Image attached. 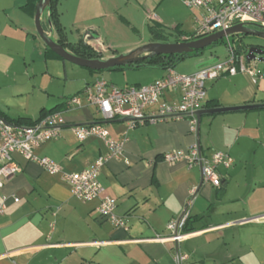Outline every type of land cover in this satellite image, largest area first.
Returning <instances> with one entry per match:
<instances>
[{"label":"crops","instance_id":"crops-1","mask_svg":"<svg viewBox=\"0 0 264 264\" xmlns=\"http://www.w3.org/2000/svg\"><path fill=\"white\" fill-rule=\"evenodd\" d=\"M19 1L14 0L13 5ZM24 4L22 0L17 8L34 19V14L22 8ZM3 12L7 21L0 28V117L20 119L18 124L26 125L69 97L48 102L46 87L41 88L32 77L22 80L23 74L12 71L13 61L3 50L33 25L20 15L14 18L12 10L3 8ZM175 27L183 34L192 33L179 22L170 27L173 32ZM84 41L101 50L92 39ZM36 46L42 61L59 58L47 57L44 42ZM200 55L182 73L219 60L211 51L206 58ZM150 68L154 71L145 84L168 70ZM248 77L236 73L206 81L202 109L264 102V77L255 82ZM162 99L176 103L178 91L168 89ZM57 110L62 112L64 124L58 136L35 149V154L54 161L61 172L50 173L38 163L12 154L19 170L0 188L5 205L0 215V264H177L176 253L187 255L183 264H264V108L204 113L196 118L195 129L187 117H166L129 127L120 118L101 119L96 107L88 103L71 108L64 104ZM155 110L156 106L144 109L146 114ZM92 122H101L115 140L123 135L127 138L121 156L108 159L98 175L105 194L115 199L114 214L123 218L125 227L98 215V200L74 197L62 177L63 172L82 171L105 153L101 138L78 141L71 130L74 124ZM193 145H198L204 157L215 151L231 157V166L217 169L219 187L200 183L198 165L168 163L162 158L166 151ZM191 191L187 215L195 228L184 232L182 240L172 241L168 224L181 218Z\"/></svg>","mask_w":264,"mask_h":264},{"label":"built area","instance_id":"built-area-1","mask_svg":"<svg viewBox=\"0 0 264 264\" xmlns=\"http://www.w3.org/2000/svg\"><path fill=\"white\" fill-rule=\"evenodd\" d=\"M184 5L192 9L202 10L200 19H195L194 38L224 31L229 27L243 23L264 30V0H182ZM183 39L188 37L183 36ZM245 73L252 81L262 79L264 75L252 68L244 56H236L233 47L228 48V55L223 60L206 64L192 73H177L173 68L166 75L148 84H132L122 88L108 84L104 79H96L82 95H74L66 100L68 108L78 107L84 103L92 104L103 120L118 119L130 116L129 127L145 121L164 119L166 117H187L192 127L196 128L195 112L202 108L205 97V83L221 75ZM168 89L178 91L176 103H167L162 99ZM156 106L154 112L146 114V107ZM64 124L61 111L42 116L29 125L12 124L0 117V188L3 181L16 172L19 167L13 161L12 154L18 153L28 160L38 163L50 173L61 172V167L47 157H38L35 149L45 142L56 138L59 128ZM78 141L96 136L104 141L106 151L97 159L77 173H62L63 179L69 184L74 197L82 201L98 200L95 208L98 215L106 217L115 226L125 227L123 218L114 214L115 199L105 194L98 180L100 167L110 158L121 156L126 136L119 140L109 136L108 131L99 122L90 124H74L71 126ZM162 158L168 163L184 161L189 167L198 165L202 171V181L214 186L221 185V177L217 172L219 166L228 168L232 164L231 157L222 151H215L210 157H204L198 145L186 150L173 149L163 153ZM194 191H191L186 209L177 221H170L169 239L175 242L182 240V226L187 217V207L192 202ZM17 200V199H15ZM4 197L0 194V215L4 212ZM261 216L260 218H262ZM187 259L184 253H176L174 260L183 264ZM187 264V263H186Z\"/></svg>","mask_w":264,"mask_h":264},{"label":"rangeland","instance_id":"rangeland-1","mask_svg":"<svg viewBox=\"0 0 264 264\" xmlns=\"http://www.w3.org/2000/svg\"><path fill=\"white\" fill-rule=\"evenodd\" d=\"M21 3L22 0L15 5L14 0H0V28L7 21L3 8L12 10L14 18L20 15L29 19L17 8ZM57 11L67 41L92 39L104 57L127 53L139 45L154 41L148 28L149 23L159 20L168 30L179 22L185 29L193 32L196 26L195 18L200 19L202 14V10L189 8L182 0H58ZM29 21L33 25L32 28L29 31L23 30L21 39L16 37L19 41H10L3 52L13 61L12 71L23 74L22 80H29L32 77L41 88H47L48 102L68 98L77 91L82 95L84 88L97 78H102L118 88L134 82L145 84L147 82L145 80L149 79L154 71L150 67H141L90 74L86 68L62 58L44 62L39 47L36 46V43L42 44L43 41L37 34L34 19L31 18ZM41 21L44 30L55 39V31L48 23V12L46 16V11H43ZM9 32L13 33L11 30ZM20 32L17 30L18 34ZM174 35H176L174 32L167 34L166 42H172ZM241 41L247 44H264V39L258 36L233 34L225 37L223 43L204 51L199 57L206 58L211 51L219 60H223L228 55V48L242 44ZM244 54L245 51L241 53L242 56ZM194 59L195 56L185 57L175 65L174 71L177 73L187 71ZM248 64L264 75V62L253 60ZM262 83L264 85V78ZM34 88V92H38L36 90L38 86Z\"/></svg>","mask_w":264,"mask_h":264},{"label":"water","instance_id":"water-1","mask_svg":"<svg viewBox=\"0 0 264 264\" xmlns=\"http://www.w3.org/2000/svg\"><path fill=\"white\" fill-rule=\"evenodd\" d=\"M49 2L50 0H38L34 13V23L37 34L41 37L45 45L62 59L68 60L74 64L92 70H104L114 66L133 64L148 56H153V55L190 53L193 52L194 50L204 49L216 43L217 41L222 40L225 37H228L233 34L254 35L264 39V30H261L251 25L238 23L229 27L224 31H218L191 40L172 41V42L150 41L148 43L137 46L136 48L128 51L127 53L117 54L107 58H101V57L85 58L78 56L73 52H71L70 50L64 48L44 30L41 22V14L43 13V11H46V8H48ZM48 23L49 26L51 27L49 21ZM244 59L247 62L253 60L264 62V48L253 44L248 45L245 50ZM262 108H264V102L246 103L241 105H230V106H219V107H212L206 109L200 108L195 112V116L197 119H199V116L204 113L213 114L220 112L262 109ZM129 119H133V118L130 116H126L120 118L119 120L127 121ZM200 183H202V177Z\"/></svg>","mask_w":264,"mask_h":264},{"label":"trees","instance_id":"trees-1","mask_svg":"<svg viewBox=\"0 0 264 264\" xmlns=\"http://www.w3.org/2000/svg\"><path fill=\"white\" fill-rule=\"evenodd\" d=\"M57 2H58V0H50L48 8H46V12H48V21L50 22V24L53 27L55 34H56L55 40L59 44H61L64 48L70 50L71 52H73L74 54H76L78 56L85 57V58H96V57L100 58L101 57V50L95 49L94 47H92L91 45L86 43L82 38L78 39V41H76V42L67 41L66 35L64 33V30H63V26L59 20L60 15H59V12L57 11ZM37 3H38V0H25V4L22 6V8L29 11V13L31 15H33L35 12ZM148 28H149L150 34H151L152 38L154 39V41H166L165 39L167 37V34L168 35L172 34V32H169L158 21H154L152 23H149ZM174 33H176V35H174L175 38L173 41H186V40H191V38L194 37L193 32L190 34H183L182 31L178 27L174 28ZM183 36H186L188 38L183 39L182 38ZM223 41H224V39L219 40L216 43H214V44H212V45H210L204 49L194 50L193 52H190V53L166 54V55L159 54V55L148 56V57H146L140 61H137L136 63H133V64H127V65H123V66H114V67L107 68L104 70H92V69H88V70L90 72H101V71H105V70H123L125 68L137 69L140 67H158L161 69H170V68H174L175 65L177 63H179L181 60H183L185 57L200 55L204 51L209 50L211 47H213L219 43H223ZM233 50H234L236 56H240L241 53L244 52L246 49L242 44H238L236 47H233ZM46 54H47V57H57V58L59 57L57 54H55L48 47L46 48ZM97 79H102V78H97ZM90 85H88V86H90ZM87 87L84 88L83 92L85 91V89ZM78 94H80V91L76 92L75 94H73L71 96L78 95ZM71 96H69V97H71ZM64 104H66L65 101L63 102V104L52 108V110L48 111L47 114L58 111L57 109H60L61 106L63 107ZM45 115H46V113H45ZM4 120H6L7 122L12 123V124H18V122L20 121V119L11 121V120H7L6 118H4ZM34 122L35 121L27 123L26 125L32 124ZM92 123H94V122H92ZM99 123H101V122H99ZM88 124H90V123H88ZM191 219L192 218L189 215H187V217L185 218L183 226H182V232L183 233L184 232H190V231L194 230L195 227L193 226V221Z\"/></svg>","mask_w":264,"mask_h":264},{"label":"flooded vegetation","instance_id":"flooded-vegetation-1","mask_svg":"<svg viewBox=\"0 0 264 264\" xmlns=\"http://www.w3.org/2000/svg\"><path fill=\"white\" fill-rule=\"evenodd\" d=\"M240 40H242V39L240 38ZM241 43L245 47V49L247 48L248 45H250V44L244 43L243 41H241ZM253 45H258V46H261V47L264 48V44H261V45H259V44H253Z\"/></svg>","mask_w":264,"mask_h":264}]
</instances>
